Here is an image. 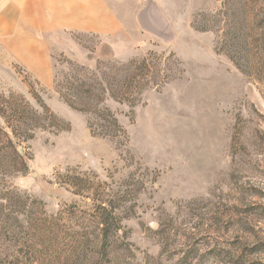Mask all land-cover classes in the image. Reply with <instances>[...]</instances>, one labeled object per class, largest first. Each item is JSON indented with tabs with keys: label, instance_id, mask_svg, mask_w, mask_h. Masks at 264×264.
<instances>
[{
	"label": "rangeland",
	"instance_id": "obj_1",
	"mask_svg": "<svg viewBox=\"0 0 264 264\" xmlns=\"http://www.w3.org/2000/svg\"><path fill=\"white\" fill-rule=\"evenodd\" d=\"M110 4L109 25L37 32L40 54L16 58L15 45H0V106L39 111L30 84L63 127L17 141L25 172L0 170V264H79L63 246L75 219L58 215L90 200L62 183L67 173L115 189L132 174L143 185L109 264H264V78L216 50L224 19L231 31L245 18L264 24V0ZM195 17L210 30L193 28ZM148 52L136 104L104 100L127 139L91 135L55 90L65 59L99 74Z\"/></svg>",
	"mask_w": 264,
	"mask_h": 264
},
{
	"label": "trees",
	"instance_id": "obj_2",
	"mask_svg": "<svg viewBox=\"0 0 264 264\" xmlns=\"http://www.w3.org/2000/svg\"><path fill=\"white\" fill-rule=\"evenodd\" d=\"M191 24L200 31L211 28L196 17ZM230 29L236 27L224 19L216 50L224 52L243 72L249 73L250 69H255L258 76L264 78V24L254 25L253 21L245 18L239 31ZM149 55L150 52L119 67L111 65L107 71L99 70V74L65 59L67 71H60L56 76L55 90L64 103L87 116L86 125L91 135L122 143L121 139L126 140L127 133L115 114L104 104V100L110 97L133 107L149 71ZM29 92L40 107L39 111L17 101L8 106H0V115L6 124L5 127L0 126V170L3 174L23 173L26 170L16 146L17 141L31 139L35 129H63L59 119L30 84ZM61 181L70 186L75 195L90 200L86 208L71 204L59 211L58 216L68 213L75 219L77 226L71 229V233L65 231V258L73 255L75 262L79 264L111 263L110 253L114 245L117 242L126 244L119 238L120 233V236L125 234L122 231V221L134 214L135 193L143 186L142 183L139 182L134 188L138 179L134 181L132 174L116 189L106 181L95 182L73 173H67ZM40 210L44 213L43 208ZM53 219L55 218L44 217L43 221ZM87 247L90 248L85 251Z\"/></svg>",
	"mask_w": 264,
	"mask_h": 264
},
{
	"label": "crops",
	"instance_id": "obj_3",
	"mask_svg": "<svg viewBox=\"0 0 264 264\" xmlns=\"http://www.w3.org/2000/svg\"><path fill=\"white\" fill-rule=\"evenodd\" d=\"M111 0H0V45H15L18 57L43 52L33 38L48 29L106 26ZM82 13V14H81ZM81 15H83L81 20ZM19 46H16V45Z\"/></svg>",
	"mask_w": 264,
	"mask_h": 264
}]
</instances>
